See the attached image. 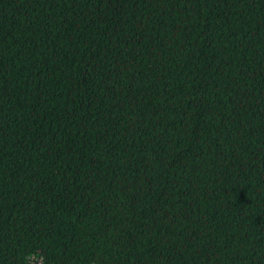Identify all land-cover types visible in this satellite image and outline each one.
Masks as SVG:
<instances>
[{
	"label": "trees",
	"instance_id": "obj_1",
	"mask_svg": "<svg viewBox=\"0 0 264 264\" xmlns=\"http://www.w3.org/2000/svg\"><path fill=\"white\" fill-rule=\"evenodd\" d=\"M0 264H264V0H0Z\"/></svg>",
	"mask_w": 264,
	"mask_h": 264
}]
</instances>
